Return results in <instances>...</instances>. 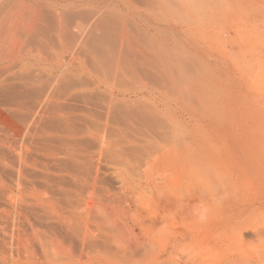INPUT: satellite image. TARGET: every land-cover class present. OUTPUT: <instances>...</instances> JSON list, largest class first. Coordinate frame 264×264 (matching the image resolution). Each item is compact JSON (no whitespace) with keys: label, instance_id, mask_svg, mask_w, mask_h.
Instances as JSON below:
<instances>
[{"label":"bare ground","instance_id":"obj_1","mask_svg":"<svg viewBox=\"0 0 264 264\" xmlns=\"http://www.w3.org/2000/svg\"><path fill=\"white\" fill-rule=\"evenodd\" d=\"M186 1L0 0V114H6L18 133L39 126L61 131L74 150L56 160L57 170L73 173L74 183L77 176L90 177L91 191L98 169H89L81 153L75 152L89 141L110 156L115 174L121 175L127 188H135L134 182L129 183L134 181L131 173L144 165L143 153L174 146L185 170L173 178L192 193L189 199L194 206L216 179L233 187L238 175H249L264 185V112L240 92L231 73L205 59L210 52L198 38L206 39V33L194 30L199 32L196 38L188 30L197 29V18H191L188 28L171 23L172 17L168 22L169 13L165 20L166 6H187ZM190 2L189 11L185 8L190 14L209 5L207 1L203 6L204 0ZM220 35H213L219 48L225 40ZM237 51L243 54L240 47ZM239 53L234 50L228 57L247 78L250 65ZM182 109L189 118L181 116ZM217 150L230 153L235 183L215 160L212 151ZM42 170L46 188L53 180L58 192H66L60 174L51 175L45 165ZM18 173L23 177L21 170ZM3 182L0 178V186ZM95 208L102 209L100 204ZM34 232L41 256L25 238L29 234L22 237L20 232L23 240L18 234L21 241L17 236V242L10 239L17 243L14 247L19 245L13 247L17 259L26 264H64L59 260L62 247L50 246ZM6 245L10 244L1 238L4 256L9 253Z\"/></svg>","mask_w":264,"mask_h":264},{"label":"rangeland","instance_id":"obj_2","mask_svg":"<svg viewBox=\"0 0 264 264\" xmlns=\"http://www.w3.org/2000/svg\"><path fill=\"white\" fill-rule=\"evenodd\" d=\"M209 2L204 0V10L192 14L191 9L190 13L186 12L187 6L191 7L190 0V5L186 1L187 6L183 5L185 2L167 4L163 14L165 20L167 16L168 22L173 18L171 23L177 21L183 28L191 18H197H194L200 21L197 29L187 28L196 38L200 31L208 34L206 39L204 35L198 38V42L205 41L203 45L199 42L203 48L208 46L206 50L210 53L206 52L205 59L208 58L211 66L231 73L240 85V92L264 112V0ZM218 34L226 40L220 48L214 38L216 35L219 38ZM239 47L243 54L237 51ZM234 50L250 65L251 75L246 74L247 78L228 57ZM181 113L189 116L185 109ZM5 117L6 114H0V178L4 181L0 186V239L5 237L6 244H10L6 245L7 250L16 234L32 237L31 232L35 231L34 235L45 239L50 246L53 243L62 247L59 260L64 264H264V185L249 175L237 178L235 173L231 174L230 153L212 151L226 173L230 172L232 182L238 179L235 186L224 187L216 179L194 206L189 199L192 193L183 190V182L173 178L185 170L174 146L171 151L156 149L143 153L144 165L131 173L134 181H128L134 182L135 188H127L121 175L115 174L110 156L89 141L75 152L81 153L89 169H98L91 191L90 177L77 176L74 183L73 173L57 170L56 160L74 150L72 143L67 139L64 142L61 131L39 126L18 133ZM20 163H24L22 169ZM44 165L51 175L60 174L64 178L66 192H58L53 180L51 187H45L40 175ZM16 169L21 170L23 177ZM97 204L102 207L100 211L95 208ZM17 225L20 231L15 229L19 228ZM14 230L19 232L15 234ZM28 236L25 238L30 239L36 254L41 256L37 239L32 237L33 241ZM14 241L12 252L9 250L12 254L4 256L0 252V264H26L17 259L13 249L19 245L14 247Z\"/></svg>","mask_w":264,"mask_h":264}]
</instances>
